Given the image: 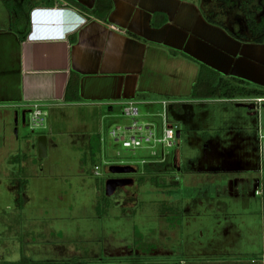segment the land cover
Listing matches in <instances>:
<instances>
[{
  "label": "rangeland",
  "instance_id": "1",
  "mask_svg": "<svg viewBox=\"0 0 264 264\" xmlns=\"http://www.w3.org/2000/svg\"><path fill=\"white\" fill-rule=\"evenodd\" d=\"M195 1L229 32L239 33V25L247 30L241 0ZM253 6L259 19L262 0ZM11 14L0 0V22L14 21ZM218 97L201 105L184 98L165 112L162 106H138L136 120L153 124L158 136L164 114L181 132L176 148L158 146L162 164L150 162L142 149L101 143L99 127L122 129L132 121L104 120L96 109L53 111L37 131L29 129L28 116L24 125L1 130L0 262L199 264L206 255L228 260L259 252L264 151L258 129L264 130V107L238 106L235 100L243 96ZM39 134L47 136L45 157L35 148ZM111 165H129L136 173L129 175L132 185L106 196Z\"/></svg>",
  "mask_w": 264,
  "mask_h": 264
},
{
  "label": "crops",
  "instance_id": "2",
  "mask_svg": "<svg viewBox=\"0 0 264 264\" xmlns=\"http://www.w3.org/2000/svg\"><path fill=\"white\" fill-rule=\"evenodd\" d=\"M60 1L32 8L16 25L15 18L0 22V131L24 125L23 114L25 120L38 103L46 117L65 109H96L104 120L124 116L157 133L153 124L136 120L138 106H162L165 112L184 98L205 104L206 99L193 97L200 66L264 90V42L237 39L246 28L238 24L239 33L229 32L195 0H110L105 20L92 13L96 0H72L80 7ZM20 12L15 0L11 15ZM70 75L79 77L76 103L63 99ZM202 88L200 96L206 94ZM129 106L134 117L125 115ZM166 119L164 114L163 123ZM118 127H99L96 137L113 142L110 132ZM178 163L176 158L179 168ZM248 256L236 253L226 260L206 255L199 264H264V247Z\"/></svg>",
  "mask_w": 264,
  "mask_h": 264
},
{
  "label": "trees",
  "instance_id": "3",
  "mask_svg": "<svg viewBox=\"0 0 264 264\" xmlns=\"http://www.w3.org/2000/svg\"><path fill=\"white\" fill-rule=\"evenodd\" d=\"M15 0H3L4 6L11 13L13 11V4ZM21 7V14L17 15L16 24L24 20L25 15L35 7H53L56 3L55 0H18ZM68 4L80 7L72 0H64ZM254 0H241L239 8L246 18L247 33L237 34L236 38L241 41H250L256 44L264 42V13L257 19L255 8L253 6ZM264 5V0H262ZM110 0H96V6L92 12L95 17L105 20L111 11ZM22 39V38H21ZM219 75L212 70L200 66L197 81L193 89V97H200L202 99L218 98L230 99L236 96H243L244 98H260L264 97V90L252 88L247 83L239 79H226L218 77ZM218 77V78H217ZM206 88V94L201 96L198 92ZM79 77L77 75H70L64 89V101L66 103H76L79 101L78 95ZM95 154L91 155V160L95 159ZM158 166V165H156ZM0 264H85L80 261H73L70 263H32L26 259H20L16 262H0Z\"/></svg>",
  "mask_w": 264,
  "mask_h": 264
},
{
  "label": "built area",
  "instance_id": "4",
  "mask_svg": "<svg viewBox=\"0 0 264 264\" xmlns=\"http://www.w3.org/2000/svg\"><path fill=\"white\" fill-rule=\"evenodd\" d=\"M57 2H61L60 0H55ZM238 104L246 105L252 107V110L258 109L260 111L261 107L264 106V97L260 98H242L235 100ZM163 105H166L163 102ZM126 116H135V109L132 106H129L125 111ZM29 129L33 131H37L41 128H44V120L46 117V112L43 107L38 103H33L29 113ZM148 125L145 127H139L136 122H132L130 126L126 128H116L110 132V137L114 143H121V146L129 151H135L137 149H142L146 152V155L152 158V163H164V159H160L157 157V148L159 145L163 146L165 149H171L173 147H177V138L174 127L167 125L165 122L163 123V131L162 135L158 136L155 131L148 129ZM127 133V137H121L119 134ZM258 139L262 141L264 145V130L258 129ZM141 163H145L142 161ZM106 164V163H105ZM98 167L94 166V174L99 175ZM256 195H261L260 191L255 192Z\"/></svg>",
  "mask_w": 264,
  "mask_h": 264
},
{
  "label": "water",
  "instance_id": "5",
  "mask_svg": "<svg viewBox=\"0 0 264 264\" xmlns=\"http://www.w3.org/2000/svg\"><path fill=\"white\" fill-rule=\"evenodd\" d=\"M240 107H247L249 110H252V107L241 105ZM25 114H23V124L25 123L24 120ZM179 137V132H176V138ZM37 150H38V156L39 157H45L46 156V137L45 136H39L37 138ZM108 172L112 175H123V174H133L136 173V169L129 165H111L108 167ZM133 184L132 179H110L105 184V194L106 196H111L116 189L129 186Z\"/></svg>",
  "mask_w": 264,
  "mask_h": 264
},
{
  "label": "flooded vegetation",
  "instance_id": "6",
  "mask_svg": "<svg viewBox=\"0 0 264 264\" xmlns=\"http://www.w3.org/2000/svg\"><path fill=\"white\" fill-rule=\"evenodd\" d=\"M129 175L130 174H128V175L127 174H123V175H113V177L109 178L108 180H110V179H131V178H129ZM125 188H127V187H125ZM117 190H119V189H117Z\"/></svg>",
  "mask_w": 264,
  "mask_h": 264
}]
</instances>
